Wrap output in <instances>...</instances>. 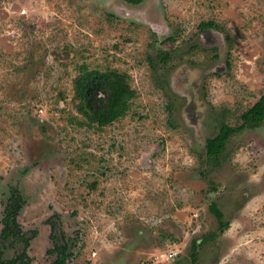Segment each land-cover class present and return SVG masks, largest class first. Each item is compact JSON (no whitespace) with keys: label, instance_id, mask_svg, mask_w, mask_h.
I'll return each mask as SVG.
<instances>
[{"label":"rangeland","instance_id":"1","mask_svg":"<svg viewBox=\"0 0 264 264\" xmlns=\"http://www.w3.org/2000/svg\"><path fill=\"white\" fill-rule=\"evenodd\" d=\"M82 65L129 76L127 115L87 124ZM263 94L264 0H0V235L10 189L25 200L0 260L192 264V241L215 233L197 264H264V121L205 162L206 140Z\"/></svg>","mask_w":264,"mask_h":264},{"label":"trees","instance_id":"2","mask_svg":"<svg viewBox=\"0 0 264 264\" xmlns=\"http://www.w3.org/2000/svg\"><path fill=\"white\" fill-rule=\"evenodd\" d=\"M131 5L140 4L143 0H124ZM199 29L219 30L213 21L202 22L198 26ZM220 31V30H219ZM173 38H171L172 40ZM171 54L169 51L157 52L159 63L163 66L169 61ZM229 67V63L227 62ZM129 76L116 70H89L86 65L80 67V73L74 78L73 88L77 104L76 111L82 115L87 124L102 128L106 125L127 115L131 101L136 97V90L131 87ZM101 94L102 96H100ZM241 123L237 126L222 124L215 136L208 138L205 143V162L215 167L219 166L222 156L226 150V146L230 137L245 129L259 128L264 121V94L251 107L243 111L240 115ZM25 200L17 188H11L8 196V202L4 208L3 228L0 237L6 240L9 237L22 238L16 217ZM209 211L213 214L217 221L219 232H223L229 225L224 221V214L219 210L215 203L209 205ZM215 233H209L202 237L200 241L194 239L192 241V264L198 263L197 249L201 247L205 241L213 239ZM25 246L28 240L23 239ZM62 263L66 259L67 243L62 246L58 244L54 247ZM30 257L23 250L20 255H16L5 261L0 260V264H29Z\"/></svg>","mask_w":264,"mask_h":264},{"label":"built area","instance_id":"3","mask_svg":"<svg viewBox=\"0 0 264 264\" xmlns=\"http://www.w3.org/2000/svg\"><path fill=\"white\" fill-rule=\"evenodd\" d=\"M176 255H177L176 252H174V251H169V253H168L167 255H165V259H166L167 261H172V260L175 258Z\"/></svg>","mask_w":264,"mask_h":264},{"label":"flooded vegetation","instance_id":"4","mask_svg":"<svg viewBox=\"0 0 264 264\" xmlns=\"http://www.w3.org/2000/svg\"><path fill=\"white\" fill-rule=\"evenodd\" d=\"M206 30V29H205ZM211 30V29H210Z\"/></svg>","mask_w":264,"mask_h":264}]
</instances>
